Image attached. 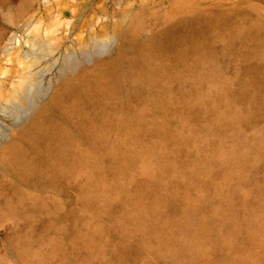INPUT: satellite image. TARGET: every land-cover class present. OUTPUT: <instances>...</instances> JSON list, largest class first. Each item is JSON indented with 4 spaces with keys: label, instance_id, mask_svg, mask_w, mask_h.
Returning a JSON list of instances; mask_svg holds the SVG:
<instances>
[{
    "label": "rangeland",
    "instance_id": "rangeland-1",
    "mask_svg": "<svg viewBox=\"0 0 264 264\" xmlns=\"http://www.w3.org/2000/svg\"><path fill=\"white\" fill-rule=\"evenodd\" d=\"M177 18L194 20L191 32L169 40L161 38V30ZM250 25L254 27L251 38L261 36L255 44L264 52V0H0V264H105L109 248L117 241L130 248L125 264H245L264 256V227L231 244L230 254L213 249L188 258L176 251L179 240L174 237V225H164L160 236L150 231L144 211L131 206L124 195L111 191L104 193L106 201L96 199L114 181L131 182V175L149 162L172 163L169 168L177 175L165 172L166 180L191 175L204 178L207 162L202 154L233 150L237 135L243 140L263 135L264 116L256 123L242 119L240 113L249 104L242 101L239 92L224 100L226 107L219 116L209 118L213 82L203 77L206 63L216 54L213 61L221 71L215 81L218 88L243 81L241 66L253 60L250 51L254 41L250 38L245 46L241 42L242 37L250 36ZM223 37L233 46L221 51ZM112 47L120 55L109 71L88 66L77 78L82 83L65 87L76 78L72 72L81 64L99 56L105 59ZM196 63L202 66L195 69ZM61 84V97L36 120ZM86 93L93 95L91 100ZM157 99L170 104V113L167 117L153 115V119L161 127L170 126L169 131L161 129L160 137L146 134L143 141L135 137L139 130L124 134L121 123L146 112L149 115ZM220 123L225 128H219ZM100 141L109 146L105 149ZM13 142L15 150L9 154L5 147ZM178 142L182 154L162 153L165 149L174 152ZM61 143H69L77 152L94 148L100 154L97 160L106 163L123 155V166L93 184L77 159L72 170L58 169L56 150ZM133 156L140 157L134 172L129 164ZM24 160L36 164L48 179L20 173L18 165ZM216 182L226 187L225 181ZM242 192L240 186L238 193ZM169 193L163 187L158 195L167 197ZM35 195L47 202L59 200L73 211L75 219L81 221L72 234L66 220L51 227L43 209L38 226L35 224L30 204ZM117 195L125 197L121 208L112 210L104 205L113 204ZM200 195L194 190L192 201H199ZM181 213L176 212L173 220L181 219ZM86 223H90V230L102 234L88 258L80 255L89 250ZM214 229L219 233L221 226ZM31 250L45 258L31 257Z\"/></svg>",
    "mask_w": 264,
    "mask_h": 264
},
{
    "label": "bare ground",
    "instance_id": "bare-ground-1",
    "mask_svg": "<svg viewBox=\"0 0 264 264\" xmlns=\"http://www.w3.org/2000/svg\"><path fill=\"white\" fill-rule=\"evenodd\" d=\"M188 25L191 24H185L182 25V27H187ZM253 28L254 27L252 25L247 28V32L250 36H247V38L242 37L241 42L243 45L251 38V31ZM219 37L222 38V36ZM257 37L262 39L261 36ZM257 37L251 38L254 41V45L250 51V53L253 55V60L245 62L241 66L243 81L238 82L236 80L237 83L226 82L227 85L225 87L218 88L215 81L221 75V71L219 67H217L216 62L213 61L215 60L214 58L216 56L214 52L213 54L215 56L209 59L206 63L208 65V69L205 72V76L203 77L212 80L214 90V92H211L213 93L211 101H214V103L211 105L210 112L212 113L209 118L220 115L222 109L224 108L223 106L226 107V105H223V102H225L224 100H227V97H229V95L232 93L234 94V92H239V97L242 99V101H245L246 104H249L248 109H245L244 112L240 113L244 121L248 123H256L264 116V52H261V50L255 44V41L258 39ZM223 38L224 39L222 42H220L221 51H224L231 46V41L226 37ZM111 64L105 67L100 66L95 70L109 71L113 67V63ZM200 66L202 65L196 63L194 68L197 69ZM76 82L82 83L80 80H76L70 82V87L75 85ZM199 83L201 82L198 81L197 84ZM64 90L66 89L64 88ZM61 95L62 84L56 87L50 100L38 112L36 120L40 117H43L44 114L49 111L52 104L58 100ZM87 97L88 100H91L93 95L87 94ZM229 99L230 98H228V101ZM207 108H209V105ZM169 113L170 104L163 99H157L152 102L149 115L146 112L139 115L132 121L122 122L120 126L124 134L130 135L139 130V133L135 135L138 141L142 140V137L149 133L153 134V137H160L159 134L161 129H166L169 131L171 127L167 126L166 124L165 126L161 127L160 124L153 119V115L163 114L162 116L167 117ZM197 115H195V117ZM224 116H226V114H224ZM227 119L231 121L230 117H227ZM226 122L228 123V121ZM217 126L219 128H225V125L222 123L218 124ZM86 135L89 138L92 136L90 133ZM236 138L238 139L237 145L233 150H216L213 153L211 152L207 154L206 152L201 155L202 160L207 162L205 165L207 175L204 178L191 175L186 179L172 178L170 180H166V176L164 175L165 172L168 176L177 175L176 171L173 172L172 167H170L171 169L169 168L172 163L170 164L164 160L163 162L160 161L159 163L153 162V164L148 161L149 163H144L140 168L138 165L140 157L133 156L132 159L130 157L131 162L129 164L131 165V169L136 170V167L138 166L139 169L137 170L140 172L137 171L135 176L131 175L132 181L128 184L120 181H114L113 183L111 182L112 184L108 186V189H106V187V190L100 191L101 193L96 195V199L98 200L100 198L103 199V201H106L107 197L104 196V193L111 191H116L117 194L124 195L126 198H128V200H131H129V202H131V206L138 208L141 212L144 211L145 215L150 220V231L152 230V232H155L157 235L161 236L163 234L164 225L168 223L174 225L176 228V235L174 237L176 240H179L178 243L176 242V251L180 253V255L184 254L187 255L188 258H195L198 256L197 254L199 252L213 249H216V251L218 249V251L221 250L222 253L230 254L232 253L230 251L233 250L230 247L232 246L231 244L240 243L247 235L255 234L264 227V129L263 135L258 138L243 140L242 137H239V135H237ZM100 143L102 144L100 145L105 149L109 146H106V144L104 145L102 141H100ZM5 150H7L9 154L13 153L15 150L14 142L8 144L5 147ZM181 151L182 146L180 142H178L174 152L172 150L165 149L162 150V153L167 154L172 152V154L176 155L181 153ZM121 153L123 154L124 152ZM125 154L127 153H124V155ZM99 155V152H96L94 148L90 149L89 152H86V150H80V152H77L69 145V143H64L63 145L61 143L60 147L56 150V164L58 169L62 171V169L65 170L70 168L72 164H74L75 159H77V162L81 165V167L89 172L91 182L93 184H99L102 180L109 178L108 176L112 175V172L120 170L123 166L121 164V161L123 160L121 159V156L123 155L119 154V157L117 156L118 158L115 156L114 159L117 158V160L108 163L97 160V156L99 159ZM18 166L19 172H24L29 178L43 179L45 181L48 179V175H44L42 170L34 163H31L30 165L25 161ZM135 170H133V172ZM216 179L225 181L226 187L224 188V186H218L216 184ZM219 182L220 180H218V183ZM250 183L253 185L252 189L247 188L248 184ZM240 186L243 187V192L241 194L238 193ZM163 187L167 188L170 192L167 197H161L158 195L159 190ZM194 190H199L201 193L200 200L196 201L195 203L192 201V193ZM122 195H117L119 198L116 197L113 204L108 205L106 202H104V205L110 207L112 210L121 208V205L125 199V197H122ZM235 195H238V197H236L237 199L233 198ZM232 199L233 201L235 199V201L233 202ZM52 200L53 199H50V202H47L45 198H41L37 195L31 198L30 204L35 224L37 223L38 226V215L43 209L42 211L46 213V221L48 220L52 223L50 224L51 227L56 225V223L59 221L62 222L63 220H66L69 222L68 224L70 225V228H72L70 231L72 234L74 228L78 225V223H80L81 220L75 219L73 211L67 206L62 205L61 201L56 199H54L55 201ZM245 209H247V214L245 213L246 215L243 214ZM178 211L182 212V218L177 220L179 217H181L179 216L176 220H173V216L176 215V212ZM209 211L211 212V215L206 214ZM217 225L221 226L219 233L214 229ZM90 229V223H86V230ZM88 234L90 238L88 247L89 250L87 251L86 249V253H80L82 256L86 254L87 258L91 257L92 253L96 249V242H98L102 235L100 231L94 229L88 231ZM116 244V246H111V248H109V257L105 259V264H125L124 261L127 258H130V248L122 241H117ZM30 252L31 257L33 256L35 259L39 260L40 257L43 259L45 258L43 253L38 254L36 252L32 254V250L29 251V253ZM237 259L238 258H236V260ZM239 262L237 261V263ZM245 264H264V256L257 257L253 261L249 259L245 262Z\"/></svg>",
    "mask_w": 264,
    "mask_h": 264
},
{
    "label": "water",
    "instance_id": "water-1",
    "mask_svg": "<svg viewBox=\"0 0 264 264\" xmlns=\"http://www.w3.org/2000/svg\"><path fill=\"white\" fill-rule=\"evenodd\" d=\"M185 24H191L190 27H182V25H185ZM194 26V20L192 19H188V18H177L175 20V22H173L172 24H170L169 26H166L165 28H163V30H161V38H163L164 40H169L171 39V37L177 35V34H187L189 32H191L192 28ZM117 55H118V50L116 49V47H112L110 53L107 55V57L104 59V58H101L100 56L99 57H96V58H91L89 61H87V63L85 65L81 64L79 68H77L76 70H74L72 72L73 76L76 78H72L73 80H71L72 82L73 81H76L77 78L82 75V71L85 70L88 66L89 67H92V68H98V67H105L107 65H110L111 63H115V61L117 60ZM109 62L108 64H105L103 65L104 63H107ZM103 63V64H102ZM112 65V64H111ZM69 83L67 84V88H69Z\"/></svg>",
    "mask_w": 264,
    "mask_h": 264
}]
</instances>
